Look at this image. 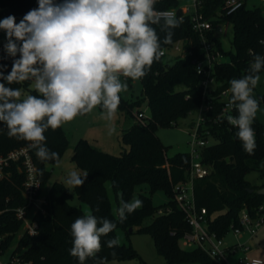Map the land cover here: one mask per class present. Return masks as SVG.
I'll use <instances>...</instances> for the list:
<instances>
[{
  "label": "trees",
  "instance_id": "obj_1",
  "mask_svg": "<svg viewBox=\"0 0 264 264\" xmlns=\"http://www.w3.org/2000/svg\"><path fill=\"white\" fill-rule=\"evenodd\" d=\"M199 11L206 18L222 15L223 20L233 28L235 52H224L222 43L215 39L224 54V60L215 66L216 82L218 84L214 95L216 97L224 90H230L229 81L241 78L249 70L254 54L264 55V10L255 4L244 7L226 16L223 12V0H201ZM61 0H54V3ZM0 7L10 8L17 21L31 9L38 7V0H0ZM156 11L177 10L182 12L179 0H154ZM219 22L213 21L216 26ZM157 35L163 49L170 48L178 41H187V47L194 50V55L185 58L177 57L173 64L161 56L154 61L147 75L140 78L142 98L136 101L120 99L117 110H123L126 117L132 121L123 130L122 141L129 150L120 156L96 149L86 140H80L73 147L71 156L83 174L88 172L82 187H72L63 182H54L47 193L48 204L46 214L38 213L35 219L39 223V232L29 236L22 232V223L16 219L14 209L25 205L22 195L24 176L17 170L16 165L11 169V176L0 181V233L8 234L6 247L17 244V251L22 258L32 264H79L77 258L70 255L72 247L71 224L80 216L86 215L81 207L71 204L76 196L82 203L87 204L90 213L105 217L117 223V228L108 236L102 237V249L93 258H88L84 264H104L113 259H128L137 255L132 246L119 242L116 248H108L107 240L118 238L117 231L129 233V229L149 234L154 241L156 250L166 264H215V262L200 248L183 249L181 239L191 230L184 213L174 199V185L187 180V169L190 164L189 153H178L168 158L167 148L163 145L157 131L159 128L178 127L181 119L190 116L202 103V88L200 77L195 71V60L199 57V37L193 30L191 16L186 15L179 28L173 29L172 43L163 44L167 29L163 19L155 25ZM7 55L0 59L5 65L4 76L11 71L14 59ZM40 67V65H34ZM264 69L261 70V74ZM6 87L19 88L21 92L29 91L30 95L42 98L37 90L30 89L29 80L12 81L0 79ZM257 99V98H256ZM259 106L264 98L257 99ZM19 98L16 102H21ZM143 102H147L151 114L144 121H137L134 113ZM216 116L220 110L217 102ZM101 109L107 110L100 104ZM45 118V121L46 122ZM252 127L255 130L256 148L249 154L243 150L241 142L236 138L237 129L229 126L223 119L212 127L213 135L218 142L206 148L203 160L211 166V174L204 179L195 181V199L199 207L208 211L210 231L225 237L232 226L239 224L240 213L246 209L255 216L259 207L264 206V195L258 191L264 188V124L255 116ZM45 144L51 151L59 153L61 161L70 143L63 126L53 130L49 128L44 133ZM30 142L9 137L7 126L0 123V154L29 145ZM34 163L38 167L42 189H45L51 175L50 167L57 165L55 161H41L33 150ZM252 171L259 173L260 185H252L248 175ZM148 185L152 191L161 190L167 194L169 201L161 206H154L151 196L140 193L142 207L119 222L118 208L108 192V186L120 200L130 201L136 188ZM249 190H253L250 192ZM151 219L148 225L145 221ZM22 235V236H21ZM113 253H115L113 255Z\"/></svg>",
  "mask_w": 264,
  "mask_h": 264
},
{
  "label": "clouds",
  "instance_id": "obj_2",
  "mask_svg": "<svg viewBox=\"0 0 264 264\" xmlns=\"http://www.w3.org/2000/svg\"><path fill=\"white\" fill-rule=\"evenodd\" d=\"M162 19L169 29L162 43L171 44L172 30L179 28L183 20L174 12L157 13L154 0H38V7L29 10L19 23L13 15L0 20L7 53L12 57L19 53L7 76L0 71V79L11 83L36 77L35 87L42 94V98L28 95L16 102L21 90L0 83V123L7 126L9 137L30 142L41 161L59 164V153L41 143L46 142L45 131L55 130L101 103L111 120L120 103V92L127 89V82L122 83L118 74L138 80L164 54L156 29L151 26ZM4 67L0 64V69ZM262 69L264 55L254 54L246 74L229 81V105L237 115H227L226 119L237 129L236 138L249 154L256 148L252 125L259 101L254 89ZM87 176V171L81 174L74 170L65 183L82 187ZM142 204L140 199H121L119 222L123 223ZM116 228L117 223L105 217H78L71 224L70 255L84 264L101 251L102 237ZM106 244L114 249L119 240L111 238Z\"/></svg>",
  "mask_w": 264,
  "mask_h": 264
},
{
  "label": "built area",
  "instance_id": "obj_3",
  "mask_svg": "<svg viewBox=\"0 0 264 264\" xmlns=\"http://www.w3.org/2000/svg\"><path fill=\"white\" fill-rule=\"evenodd\" d=\"M249 0H223V12L226 16L232 15L246 5ZM264 6V0H259ZM201 0H194L191 8L179 13L177 10H167L174 12L177 18L186 15L191 16L193 30L199 37V57L195 60V71L200 77L202 88V103L200 107L189 115L198 111V115L191 123V132L189 145L190 164L187 169V180L174 185V199L185 215L191 230L186 232L180 243L183 249L200 248L204 251L215 264H264V261L256 258L239 256L240 253L249 251L245 243H240L238 239L246 234L249 240L255 238L264 225V206H260L256 215H251L246 209L240 213L239 224L232 226L225 237H220L216 232L208 228V211L204 207H199L195 199V181L204 179L211 174V166L203 160V152L209 146L218 142V139L212 133V127L216 126L220 119L231 126L226 119L227 115H237L233 106L229 105L231 99L229 90L222 91L217 97L214 95L216 90L211 85L216 82L215 66L218 62L224 60V54L217 45L215 39L219 34L228 33L229 23L223 20L222 15L215 18H206L199 11ZM4 10L0 7V11ZM164 11H157V13ZM213 21L219 23L214 26ZM221 25L224 27L222 28ZM1 30V29H0ZM181 45L184 52L178 57L185 58L194 55V50L187 47V41L181 40L173 44L175 52H180ZM170 48L163 49L164 54ZM4 46H0V59H4ZM219 102L220 110L216 116L212 114L216 110ZM137 121L144 122L148 117L145 111L138 110L134 113ZM233 127V126H231ZM33 148L30 145L13 149L5 154H0V181L11 176V167L16 165L17 170L23 174L22 195L26 201L25 205L14 209L16 219L22 223V232L35 236L39 232V223L35 219L38 213L46 214V205L48 204L47 193L42 189L39 170L33 159ZM232 234L237 241L227 243L226 237ZM22 236V235H21ZM8 234L0 233V264H32L22 258L21 252L17 251V244L6 247Z\"/></svg>",
  "mask_w": 264,
  "mask_h": 264
},
{
  "label": "rangeland",
  "instance_id": "obj_4",
  "mask_svg": "<svg viewBox=\"0 0 264 264\" xmlns=\"http://www.w3.org/2000/svg\"><path fill=\"white\" fill-rule=\"evenodd\" d=\"M190 4H192L191 0H180L181 8H186ZM254 4L264 10V6L259 0L248 1L249 7ZM16 22L19 23V21L17 20ZM221 27L223 28L224 26L221 25ZM218 39L222 43L224 52L230 53L236 51L234 47V33L232 26H229L228 33L226 35L219 34ZM6 44L7 39L5 36V31L1 29L0 46L3 45L5 54L9 55L5 49ZM183 52V45H181L180 52H175L173 48H170L166 56L167 61L170 64H173L175 58ZM118 77L122 83L125 81L127 82V89L121 91L119 94L120 99L131 102L142 98V84L139 79L133 80L131 78L124 77L122 74H118ZM28 80L30 89L37 90L35 87L36 77L30 76ZM217 86L218 84L217 82H215L211 85V88L215 89L217 88ZM28 95H30L29 91H23L21 92L20 98L24 100ZM254 96L257 99L264 98V71L259 74V80L254 89ZM137 110L145 111L147 117H149V115L151 114V109L149 108L147 102H143L141 106L135 111ZM125 113V111L118 109L116 110V113L112 117V119L109 120L107 110H103L101 109L100 105H97L90 112L78 115L73 120L63 123L62 126L70 143V148L66 151L59 164L55 165L53 168L50 167L51 175L47 182V185L45 186L44 192H47L54 182L65 183L70 172L75 170L82 173V171L77 168L76 164L71 160L73 147L82 139L86 140L96 149L115 156H120L124 152L129 150V146L124 144L122 141L123 130L128 127V122L130 121L129 118L126 117ZM197 115L198 111L196 113H193V115L181 119L179 121L178 127L158 129L157 136L159 137L163 145L167 148L166 154L168 158H173L178 153H190L191 147L189 145V141L191 140V123L192 120L197 117ZM256 116L259 122L264 124V103L259 106ZM110 129L114 130L110 131ZM248 180L252 185L257 186L261 184L259 173L257 171H252L248 175ZM68 186L72 189V186ZM108 192L116 211V209L118 208V202H121L120 197L117 198L116 194L110 186H108ZM140 193L151 196L152 203L157 207L169 201V197L165 192L161 190L152 191L148 185L136 188L132 199H140ZM71 204L81 207L82 210L87 214L90 213L89 206L82 203L76 196H74V198L71 200ZM150 222L151 219H148L145 221L144 225H148ZM117 235L119 242L126 246H132L137 255L132 258L123 260H109L104 264H166L165 259L158 254L153 238L149 234L137 232L136 229H134V232L132 233H126L125 231L120 229L117 231ZM236 241L237 239L232 234H229L226 237L227 243L232 244ZM238 241L240 243H245L246 247L249 248L248 252L240 253L239 256L256 258L264 261V225L255 238L249 240L248 236L244 234L238 239Z\"/></svg>",
  "mask_w": 264,
  "mask_h": 264
},
{
  "label": "water",
  "instance_id": "obj_5",
  "mask_svg": "<svg viewBox=\"0 0 264 264\" xmlns=\"http://www.w3.org/2000/svg\"><path fill=\"white\" fill-rule=\"evenodd\" d=\"M9 15H12V11H11L10 8H7V9H4V10L0 11V19H3V18H5V17H7ZM12 99H15V98H12ZM249 191L252 192L253 190H249ZM258 193L261 194V195H264V188L260 189L258 191ZM129 232L132 233L133 229L132 228L129 229Z\"/></svg>",
  "mask_w": 264,
  "mask_h": 264
},
{
  "label": "crops",
  "instance_id": "obj_6",
  "mask_svg": "<svg viewBox=\"0 0 264 264\" xmlns=\"http://www.w3.org/2000/svg\"><path fill=\"white\" fill-rule=\"evenodd\" d=\"M191 1H192V4H190V5H189L188 7H186V8H181V7H180L181 10H182V11H185L187 8L191 7V6L193 5V3H194V0H191ZM179 4H180V0H179ZM177 57H178V56H177ZM177 57H176V58H177ZM131 122H132V121H129L128 123L130 124ZM129 124H128V125H129Z\"/></svg>",
  "mask_w": 264,
  "mask_h": 264
}]
</instances>
